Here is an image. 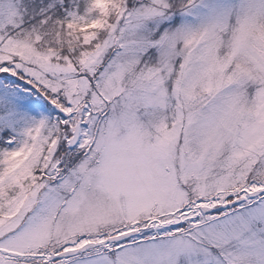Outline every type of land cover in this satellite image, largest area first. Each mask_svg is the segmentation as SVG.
Returning a JSON list of instances; mask_svg holds the SVG:
<instances>
[{"label": "snow or ice", "instance_id": "snow-or-ice-1", "mask_svg": "<svg viewBox=\"0 0 264 264\" xmlns=\"http://www.w3.org/2000/svg\"><path fill=\"white\" fill-rule=\"evenodd\" d=\"M0 264H264V0H0Z\"/></svg>", "mask_w": 264, "mask_h": 264}]
</instances>
